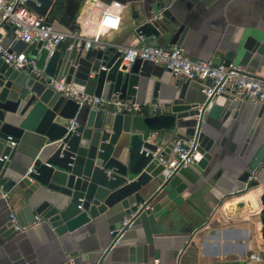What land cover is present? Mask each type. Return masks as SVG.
Instances as JSON below:
<instances>
[{
	"label": "water",
	"instance_id": "95a60500",
	"mask_svg": "<svg viewBox=\"0 0 264 264\" xmlns=\"http://www.w3.org/2000/svg\"><path fill=\"white\" fill-rule=\"evenodd\" d=\"M87 1L92 0H28L27 5L46 19L53 11L65 8L71 16L69 29L73 30L76 29L77 12ZM114 1L119 2L111 0L107 4ZM158 8L164 9L166 4L160 0L156 6L149 5L142 14L136 13L135 32L143 35L150 45L181 46L188 27L174 21L172 13L166 9L159 17ZM10 27L11 24L0 18V28ZM234 42L225 59L214 60L216 64L237 61L247 67L258 54L252 67L261 65L264 44L257 37L238 28ZM23 43L29 56L36 58L38 66L48 75L58 80L64 78L86 93L112 103L131 100L169 109V116L157 113L137 116L116 113L107 107L81 105L0 57V186L5 194L15 187L24 190L27 204L17 211L22 227H30L35 216L40 215L57 234L70 235V240L77 244L83 239L73 234L90 222L97 223L99 217L115 219L123 212L121 220L111 225V230H115L127 215L135 214L134 225L142 222L143 214L155 213L153 199L171 186L172 178L179 171L169 175L159 157L170 152L175 139L193 140L195 164L206 169L218 158L217 139L222 129L244 111L245 99L234 95L229 88L230 82L226 83V92L207 97L202 89L211 79L205 83L200 81L205 100L195 89L193 80L173 82L172 72L162 65L138 59L128 66L117 45L92 48L87 52L74 47L61 56L59 49L49 55L42 42ZM73 120L78 124L73 126ZM27 137L32 140L42 137L43 144L40 155L33 162V171L28 172L30 166L21 172L11 167V162L18 144ZM11 141L16 144L12 146ZM165 141H168L166 146L158 150L159 144ZM154 152H158V156L155 157ZM251 176L254 178L249 181ZM240 180L248 183V187L239 192L263 185L258 200L264 240V177L252 168L245 170ZM245 205L247 201L242 200L237 207L242 209ZM15 232L8 217L0 225V237L9 240ZM111 235L110 246L98 260L84 257L72 260V264H155L145 243L132 245L126 259L107 261V254L117 238L116 232ZM77 254V251L72 253ZM158 255L156 251L155 257ZM224 264L261 263L250 258Z\"/></svg>",
	"mask_w": 264,
	"mask_h": 264
},
{
	"label": "crops",
	"instance_id": "0c3cea01",
	"mask_svg": "<svg viewBox=\"0 0 264 264\" xmlns=\"http://www.w3.org/2000/svg\"><path fill=\"white\" fill-rule=\"evenodd\" d=\"M110 1H87L77 12L76 29L93 36ZM118 1L122 3L116 8L121 16L120 26L105 31L102 38L112 45L138 46L142 41L135 32L137 21L134 17L151 4L156 6L160 0ZM161 1L174 21L188 27L181 47L194 59H225L228 50L235 45L238 28L264 44V0ZM113 7L116 6L113 4ZM47 19L57 29L67 30L71 16L62 8L53 11ZM0 42L14 51L26 50L25 44L16 39L13 27L0 28ZM58 49L64 56L68 51L67 42ZM257 57L258 54L244 68L263 77L264 58L259 67H252ZM172 81H176L174 76ZM193 85L206 100L201 82L193 80ZM113 106L108 101L103 104L108 109ZM163 108L164 111L157 114L169 116V109ZM243 110L238 119H232L222 129L217 139L218 158L206 169L195 163L180 169L172 178L171 186L153 199L151 204L156 212L143 214L141 223L131 225L122 240L111 248L107 261L126 259L132 245L145 243L153 259H159V264H224L239 259L249 261L252 254L259 257L256 261L264 264L258 200L263 185L239 192L248 187V183L240 180L245 170L254 168L264 177V107L261 102L245 100ZM153 114L146 110L137 116ZM166 142L160 143L158 150L163 149ZM42 144V137L21 140L11 167L21 172L27 170L40 155ZM8 194L10 198L5 197L0 186V225L7 221L11 209L18 211L27 204L23 189L15 187ZM242 200H246L247 205L239 209L237 204ZM122 216L123 212L115 219L102 216L97 223L81 227L73 234L82 237L79 244L70 240V235L57 234L46 220L26 230H17L9 240L0 237V264H72V260L84 257L98 260L112 242V223L119 222ZM75 251L78 254L74 256ZM156 251L158 257H155Z\"/></svg>",
	"mask_w": 264,
	"mask_h": 264
},
{
	"label": "built area",
	"instance_id": "2783aa9c",
	"mask_svg": "<svg viewBox=\"0 0 264 264\" xmlns=\"http://www.w3.org/2000/svg\"><path fill=\"white\" fill-rule=\"evenodd\" d=\"M27 2L28 0H0V18L12 25L17 40H21L26 44L42 42L49 55L53 54L64 42H67L68 49L83 48L85 52L92 48L105 49L112 44L102 38L103 33L111 29H117L121 23V16L116 8L122 4L117 1L109 4V7L104 10L98 22L97 31L93 36H86L78 29H57L52 22L28 7ZM113 4L116 7H113ZM165 9L158 10L157 15L159 17L163 16ZM139 39L142 44L138 46L117 45L123 57V62L128 66H132L136 60L142 59L164 66L166 70L172 72L176 80H199L204 82L211 79V83L205 85L202 89L207 97L226 92L228 87L226 83L230 82L229 88L234 91L236 97L264 104V77L247 72L242 65L234 61L229 64H216L213 60L194 59L181 46L175 44L169 46L150 45L145 42V37L141 34ZM0 57L14 68L28 71L32 76L47 83L49 87H52L65 98L73 99L79 104L91 108L103 107L105 103L102 97L86 93L74 87L71 83H67L64 78L58 80L48 75L44 69L38 66L37 59L29 56L25 49L22 51H9V47H5L0 42ZM113 105V110L116 113L131 115L144 114L146 110L152 113L164 111V108L158 105L147 106L131 100L113 102ZM72 123L73 126L78 124L75 120ZM15 144V141H11L12 146ZM153 155L158 156V152H154ZM195 156L194 141L187 142L177 138L174 140L170 152L164 156L161 155L159 161L165 166L168 174L171 175L175 171L195 163ZM32 171L33 167L31 166L28 172ZM250 180H253L252 176L249 178ZM5 197L10 198V195L5 194ZM147 208H150V205ZM9 217L16 230L27 229V227H22L19 224L16 210L11 209ZM134 220V213L127 215L123 218L119 228L111 230V233L116 232L117 234L114 245L119 243L120 237L124 234L126 228L133 224ZM41 221L42 217L36 215L31 226ZM258 258L255 254L251 255L253 260H259ZM154 262L159 264V259L156 258Z\"/></svg>",
	"mask_w": 264,
	"mask_h": 264
}]
</instances>
